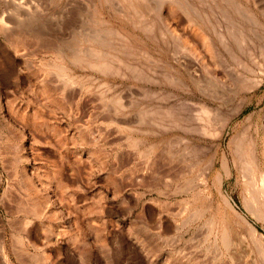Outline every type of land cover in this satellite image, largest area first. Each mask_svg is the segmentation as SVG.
<instances>
[{"label": "rangeland", "instance_id": "1", "mask_svg": "<svg viewBox=\"0 0 264 264\" xmlns=\"http://www.w3.org/2000/svg\"><path fill=\"white\" fill-rule=\"evenodd\" d=\"M220 193L264 241V0H0V264H263Z\"/></svg>", "mask_w": 264, "mask_h": 264}, {"label": "bare ground", "instance_id": "2", "mask_svg": "<svg viewBox=\"0 0 264 264\" xmlns=\"http://www.w3.org/2000/svg\"><path fill=\"white\" fill-rule=\"evenodd\" d=\"M251 189V196L250 198H245L243 200V206L254 219L260 220L259 209L257 210V207L259 206L258 196H260L258 193L260 191L257 193L256 188ZM220 194L228 213L231 214L226 217V224H223L224 226H222L221 238L223 246L227 251L230 247L235 246L236 244L248 254H251L254 251L261 257L262 263L264 264V241L262 235L258 233V229L255 228V226L248 220L247 216L238 209L226 194Z\"/></svg>", "mask_w": 264, "mask_h": 264}]
</instances>
